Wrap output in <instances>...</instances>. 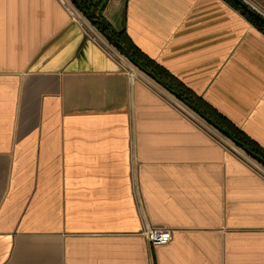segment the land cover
I'll use <instances>...</instances> for the list:
<instances>
[{"label":"crops","instance_id":"1","mask_svg":"<svg viewBox=\"0 0 264 264\" xmlns=\"http://www.w3.org/2000/svg\"><path fill=\"white\" fill-rule=\"evenodd\" d=\"M103 15L163 83L264 153V32L241 12L107 0ZM0 153V264H264V167L72 0H0ZM145 225L172 241L149 248Z\"/></svg>","mask_w":264,"mask_h":264},{"label":"trees","instance_id":"2","mask_svg":"<svg viewBox=\"0 0 264 264\" xmlns=\"http://www.w3.org/2000/svg\"><path fill=\"white\" fill-rule=\"evenodd\" d=\"M72 1L74 2L77 9L83 14V16L88 21H90V23L97 30H99L100 33L105 38L107 36L111 37V39L106 38L110 45H112L116 50H118L119 53L125 56L124 52L118 46L115 45V42L119 43L121 46H123V48H125L126 52L128 53V59L129 61H131L132 64H138L143 70L151 73L156 79L163 82V78H162L163 76L161 70L158 67L153 66L149 62V60H145L139 55V53L135 50V48L129 43L125 35V31L124 30L117 31L116 29L113 28L111 24H109L106 21L103 13L107 4V0H72ZM225 1L231 4L236 10L241 12L251 23H253L257 28H259V30L264 32V27L261 26L256 20L246 15L241 9H239L229 0H225ZM102 29L103 32H101ZM167 87L173 90L174 92L178 93L185 101L194 105L203 115L206 116V114L199 108V105L184 91L178 90L177 88H173L174 86L171 85H167ZM206 117L213 120L212 118H210V116H206ZM227 130L235 139L244 143L247 148H249L251 151L255 152L256 154L264 158V153H262L258 148H256L252 144H250L245 137H243L241 134H239L238 132L232 129L231 130L227 129Z\"/></svg>","mask_w":264,"mask_h":264},{"label":"water","instance_id":"3","mask_svg":"<svg viewBox=\"0 0 264 264\" xmlns=\"http://www.w3.org/2000/svg\"><path fill=\"white\" fill-rule=\"evenodd\" d=\"M234 5H236L239 9H241L246 15L256 20L261 26L264 27V14L260 11H258L256 8H254L251 4H249L246 0H229ZM103 32V29L101 30ZM107 39H111L110 36L106 37ZM102 48L111 56L113 57L121 66L127 68V66L117 58L109 49H107L104 45L100 44ZM115 45L118 46L125 54V57L128 58V53L126 52L125 48L121 46L119 43L115 42ZM138 69L143 71L146 75L153 78L156 82H158L161 86L169 90L172 94H174L180 101H182L189 109H191L193 112H195L200 118L204 119L209 125H211L214 129H216L219 133H221L223 136H225L229 141H231L235 146H237L241 151H243L247 156H249L251 159L255 160L257 163H259L261 166L264 167V158L260 155L256 154L255 152L251 151L249 148L245 146L244 143L238 141L235 139L230 132L216 124L213 120L207 118L205 115H203L194 105L188 103L185 101L178 93L174 92L173 90L169 89L163 82L156 79L151 73L143 70L138 64H134ZM234 154L237 155V152L232 150Z\"/></svg>","mask_w":264,"mask_h":264},{"label":"built area","instance_id":"4","mask_svg":"<svg viewBox=\"0 0 264 264\" xmlns=\"http://www.w3.org/2000/svg\"><path fill=\"white\" fill-rule=\"evenodd\" d=\"M143 236L145 237L149 248L159 247L168 245L172 241L173 231L168 228L151 227L145 225L143 230Z\"/></svg>","mask_w":264,"mask_h":264},{"label":"snow or ice","instance_id":"5","mask_svg":"<svg viewBox=\"0 0 264 264\" xmlns=\"http://www.w3.org/2000/svg\"><path fill=\"white\" fill-rule=\"evenodd\" d=\"M31 131V128H28L26 130H23L20 133L21 139L28 135V133ZM11 165V158L7 153H0V195L3 194L4 191V181L6 178V175L8 173L9 167ZM260 175L264 177V171L260 172Z\"/></svg>","mask_w":264,"mask_h":264},{"label":"rangeland","instance_id":"6","mask_svg":"<svg viewBox=\"0 0 264 264\" xmlns=\"http://www.w3.org/2000/svg\"><path fill=\"white\" fill-rule=\"evenodd\" d=\"M109 46H111V48H113L114 49V51L117 53V54H119V56H121L122 57V55L120 54V53H118V50H116L112 45H110L109 44ZM130 67V66H129ZM221 140H223L222 138H220ZM224 141V140H223Z\"/></svg>","mask_w":264,"mask_h":264}]
</instances>
